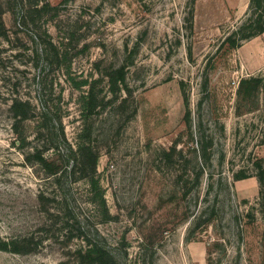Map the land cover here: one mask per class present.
<instances>
[{
    "label": "rangeland",
    "instance_id": "obj_1",
    "mask_svg": "<svg viewBox=\"0 0 264 264\" xmlns=\"http://www.w3.org/2000/svg\"><path fill=\"white\" fill-rule=\"evenodd\" d=\"M38 1L33 22L0 0V264H86L80 232L117 264H264V0ZM40 99L97 153L107 217L86 178L26 159Z\"/></svg>",
    "mask_w": 264,
    "mask_h": 264
},
{
    "label": "trees",
    "instance_id": "obj_2",
    "mask_svg": "<svg viewBox=\"0 0 264 264\" xmlns=\"http://www.w3.org/2000/svg\"><path fill=\"white\" fill-rule=\"evenodd\" d=\"M16 6L20 4V11L26 20L33 21L39 18L48 4L45 2L39 6L38 0H15ZM16 13V12H15ZM0 36H7L4 23L0 22ZM49 49V48H48ZM59 48L53 47V54L56 57L59 55ZM37 51V50H36ZM124 80L123 68L117 69L114 73L109 75L110 88L115 92L119 88V83ZM259 82L258 78L251 77L241 79L239 82V92L243 95H251L257 87ZM95 95L90 89L86 96V110L91 112L94 108ZM13 115L17 120H25L29 116L30 107L29 103L21 99L15 98L10 106ZM40 109L42 116L41 128L37 132L39 140L38 145L34 146V151L29 153L26 159H33L36 163L41 165L48 173L57 176V184L63 187V181L70 178L71 182L78 178H86L90 188L97 193L100 204L103 205L104 215L107 217L108 210L105 207V200L102 193V188L99 185V180L96 177L97 172V153L93 150L91 145L82 138L77 153L72 145L67 141L64 129L62 126L61 118L53 115L46 102L40 99ZM55 116V117H54ZM50 123V126H48ZM14 130L17 131V122L14 124ZM83 136V135H82ZM85 138V137H84ZM25 139H20V145L25 143ZM52 148L60 155V159H49L45 157L44 150ZM69 158H72L69 161ZM78 173V175H76ZM66 186V185H65ZM85 242L84 249H79L78 253L81 260L86 264H117L116 257L110 252L103 242L89 237V233L80 232L78 235ZM5 242H0V249L5 250ZM146 264V263H144Z\"/></svg>",
    "mask_w": 264,
    "mask_h": 264
},
{
    "label": "bare ground",
    "instance_id": "obj_3",
    "mask_svg": "<svg viewBox=\"0 0 264 264\" xmlns=\"http://www.w3.org/2000/svg\"><path fill=\"white\" fill-rule=\"evenodd\" d=\"M242 8V7H241Z\"/></svg>",
    "mask_w": 264,
    "mask_h": 264
}]
</instances>
